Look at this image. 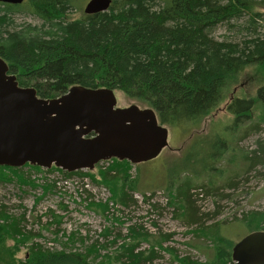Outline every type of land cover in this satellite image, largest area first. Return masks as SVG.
<instances>
[{
    "label": "trees",
    "instance_id": "trees-1",
    "mask_svg": "<svg viewBox=\"0 0 264 264\" xmlns=\"http://www.w3.org/2000/svg\"><path fill=\"white\" fill-rule=\"evenodd\" d=\"M79 3V0L0 3V58L18 85L33 87L40 98L60 97L72 86L107 88L119 94L120 99L152 109L160 125L177 127L197 124L209 116L247 70L256 68L264 73V35L255 26L261 20L264 0H112L106 12L81 13L80 17L70 18ZM17 14L33 15L41 24L16 27L12 17ZM245 17L246 25L237 26V21ZM232 22L237 26V39L219 41L212 36L217 26ZM229 100L225 111L234 116V125L240 127L251 119L250 111L257 104L264 107V84L253 99ZM258 127V123L252 124L247 130L257 132ZM222 141L217 146L219 151L216 149L212 155L219 161H224L226 155V142ZM257 154L259 158L255 155L249 160L251 168L258 164L264 167V149L262 155L260 151ZM128 166L127 161L114 159L111 167L97 173L98 179L88 172L57 170L67 178L82 176L104 183L115 202L128 206L127 203L135 204L128 195L137 188L124 169ZM4 170L8 171L2 173ZM19 172L20 168L2 166L0 181H18ZM188 189L179 190L176 199L168 194L169 204L181 199L189 207ZM181 214L186 217L183 208ZM255 214L264 218V213ZM187 215L191 216L189 212ZM12 220L6 217L0 225V241L5 236L9 238L7 230L13 236L10 238L20 234V221ZM260 229L264 231V227ZM132 231L129 229V234ZM138 239L144 241L140 236ZM234 244L226 239L218 241L214 246L216 260L178 261L231 264ZM136 247L139 248L138 243L124 246L116 260L120 259L121 264L152 262L154 248L144 255L136 252ZM41 249L35 244L26 259L11 263L0 259V264H110L109 259L90 263L78 253Z\"/></svg>",
    "mask_w": 264,
    "mask_h": 264
},
{
    "label": "rangeland",
    "instance_id": "rangeland-1",
    "mask_svg": "<svg viewBox=\"0 0 264 264\" xmlns=\"http://www.w3.org/2000/svg\"><path fill=\"white\" fill-rule=\"evenodd\" d=\"M87 1L79 0L69 17H80ZM260 13L261 20L255 26L264 35V10ZM12 19L16 27L41 24L28 14H17ZM246 21V17L240 19L237 26L246 25ZM237 26L233 22L219 25L212 36L219 41H233L239 37L235 34ZM263 84L262 71L247 70L209 116L197 124L166 127L168 147L158 157L137 165L128 162L130 167L124 169L137 187L128 195L134 205L115 202L107 185L97 180L67 178L58 168L25 164L18 181H0V225L7 217L20 221L21 230L15 238H10V230L6 231L9 238L2 235L5 239L0 241V259L7 263L22 261L37 244L41 251L78 253L90 263L109 259L110 264H121L116 257L122 248L138 243L136 252L148 255L152 248L156 252L152 262L146 264H180L178 260L183 258L198 263L216 260L214 246L218 241L226 239L234 244L264 227V218L255 214L264 213V167L258 164L251 168L249 163L264 149V107L257 104L250 111L251 119L241 128L225 111L229 99H253ZM115 96L117 107L136 103ZM256 123L257 132L247 130ZM222 140L227 144L226 155L224 161H219L212 155L216 149L219 151L217 146ZM112 161L103 160L93 170L80 173L88 172L98 179L97 173L111 167ZM186 187L189 207L181 199L169 204L168 194L176 199L179 190ZM129 229H133L130 234ZM127 235L130 237L124 238Z\"/></svg>",
    "mask_w": 264,
    "mask_h": 264
},
{
    "label": "water",
    "instance_id": "water-1",
    "mask_svg": "<svg viewBox=\"0 0 264 264\" xmlns=\"http://www.w3.org/2000/svg\"><path fill=\"white\" fill-rule=\"evenodd\" d=\"M25 0H0L20 5ZM112 0H88L85 15L106 12ZM168 130L150 108L117 107L107 88L72 86L54 99L20 87L0 58V166L25 164L66 173L93 170L103 160L137 165L168 145ZM231 264H264V231H254L231 249Z\"/></svg>",
    "mask_w": 264,
    "mask_h": 264
}]
</instances>
